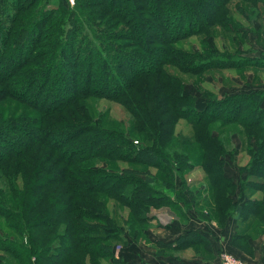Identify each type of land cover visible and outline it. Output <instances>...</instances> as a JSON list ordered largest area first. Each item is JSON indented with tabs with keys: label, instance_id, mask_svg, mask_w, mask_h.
Instances as JSON below:
<instances>
[{
	"label": "trees",
	"instance_id": "1",
	"mask_svg": "<svg viewBox=\"0 0 264 264\" xmlns=\"http://www.w3.org/2000/svg\"><path fill=\"white\" fill-rule=\"evenodd\" d=\"M229 1L75 0L73 8L66 5L65 1H59L54 8L47 7L44 0H0V101L10 99L35 109L40 118L34 120L45 126L44 129L35 131V137L32 126L22 124V119L15 121L11 118L6 127L0 126V172L2 169L7 170L8 164H14V174L19 175L20 179L25 176L29 180L26 198L36 197L23 213L0 205V216L5 220L20 216L25 228L30 223L36 227L32 223L35 220L33 217L43 213L50 215V220L53 217L60 218L58 213L51 211L52 207L48 211L38 212V205L47 198L46 193L51 190L59 191L67 180L70 182L71 193L78 195V198L89 197L82 194H104L115 197L129 208H136L140 203L145 206L151 202L156 203L154 201L165 202L162 196L153 195L147 188L146 184L153 179H145V182L138 178V173L125 172L119 175L106 171L103 167L90 168L83 165L100 158L106 161L122 160L133 164L161 166L153 162L156 155L151 147L139 148V152L136 153L135 150V154L131 156L124 154L115 135L92 118L89 119L85 111L74 108V104L81 98L90 96L118 98L130 88V79L139 82L140 77L153 76L166 65L195 75L203 74L209 67H217L218 62L210 64L208 55L186 52L176 48L175 43L220 23L218 18H224L220 12ZM244 1L264 5V0ZM85 6L101 8L103 14L98 20L110 17L106 22L110 28L103 32L99 25H92V18L87 17L92 13H87ZM21 12L25 14L22 15ZM82 17L84 20H81ZM225 23H228V29H233L231 22ZM121 25L124 26L123 29ZM91 31L96 32L98 39L108 41L106 43L109 50L102 45L95 47L92 44L89 39ZM145 35L150 38L144 39ZM119 39L132 41L125 45H116L112 41ZM176 84L179 86L178 83L169 85L165 82L164 88L161 87V82L154 87L156 91L153 92L155 96L152 100L160 96L154 103L156 110L158 107L168 108L173 111L175 118L187 120L195 127L205 128L222 120L224 124L236 123L247 130L255 129L264 133V104L261 107L256 104L261 97L257 92L264 95V91L252 92L246 97L233 95L217 102H207L204 109L199 111L192 103L194 99L180 93V86L178 88ZM168 86L171 89L174 86L175 90H168L163 95ZM138 105L134 108L138 110L136 116L142 120L140 123L151 127L153 121L145 115V112H149L144 108L139 109ZM48 115L50 117L46 118ZM198 135L202 149L211 151L213 157H216L217 151L211 147L210 136L206 133ZM256 148L259 149L256 152H261V155L251 159L247 174L264 178V145ZM127 150L130 152V149ZM148 154L151 157L144 158ZM162 158L163 162L168 160V157ZM221 161L218 157L210 162L206 168L207 173L212 178L213 186L224 185L231 188L232 181L223 176ZM250 183L264 187V182L259 179L250 180ZM65 204L63 215L69 216L70 234L77 239L68 251L75 254L82 251V254L90 257L89 260L94 258L96 264H100L101 258L112 259L111 262L116 264L119 259L115 258L110 243L120 239L115 223L98 211L92 212L75 205L74 200ZM241 205L233 206L230 213L242 217L244 210H250L251 206L247 203ZM259 208L250 210L249 216L259 215ZM139 218L144 221L143 215ZM58 222L52 220L49 223L50 230L48 229L46 237L52 235ZM17 225L19 224L9 222L7 227L14 229ZM28 227L26 234L30 237ZM188 233L183 237L190 236ZM199 241L195 239L186 242L180 237L176 245L170 243V246L179 248L181 245H195ZM4 249L9 251L8 248ZM53 255L58 256L56 252H52L50 259ZM68 260L70 257L63 258L58 264H67Z\"/></svg>",
	"mask_w": 264,
	"mask_h": 264
},
{
	"label": "rangeland",
	"instance_id": "2",
	"mask_svg": "<svg viewBox=\"0 0 264 264\" xmlns=\"http://www.w3.org/2000/svg\"><path fill=\"white\" fill-rule=\"evenodd\" d=\"M59 1L66 3V0H44V3L47 7L55 8ZM222 10L220 15L224 18L221 20L219 17L220 23L216 26L207 27L200 34H191L175 43L176 48L186 52L208 55L210 64L218 62L217 67H209L203 74L195 75L166 65L153 76L140 77L139 82L130 79V88L118 98L90 96L81 98L74 104V108L85 111L89 119L92 118L114 134L118 139L119 148L121 146L120 150L125 151L124 154L131 156L135 154V150L136 153L139 152V148L151 147L156 155V158L152 159L153 162L161 166L133 164L122 160L106 161L100 158L92 159L83 165L90 168L103 167L106 171L119 175L125 172L138 173V178L145 182L147 179H153L146 184L147 188L153 195L162 196L165 202L154 201L156 203L151 202L145 206L140 203L136 209L129 208L115 197L104 194H82L89 197L78 198V195L71 193L70 182L67 180L68 184L62 185L59 191L51 190L46 193L47 198L38 205V212L46 209L48 211L52 207L51 211L58 213L60 218L53 217L50 220L48 218L51 216L44 213L43 216L33 217L35 220L32 223L36 227L31 223L27 226L31 238L27 236V227L21 224L20 216L9 220L0 216V264H58L59 260L67 257H70L67 264H96L94 258L89 260L90 257L82 254V251H77L78 249L76 254L68 251L77 239L72 238L69 216H64L63 213L65 202L69 204L73 200L75 205L92 212L98 211L115 223L120 239L110 243L115 258L119 259L116 264H227L226 260L230 258L256 264L243 260V257L233 256L224 245L220 246L219 237L223 235L227 221L237 222L238 219L241 229L257 227L250 235L237 234V238L233 240L234 248L243 249L248 254V241L264 232V228L259 229V226L264 225V187L250 185V180L259 179L264 182V178L247 174L251 159L261 155V152H256V147L264 145V133L255 129L247 130L236 123L224 124L222 120L205 128L195 127L187 120L175 118L173 111L168 108L158 107L156 110L154 103L159 99V95L157 99L152 100L155 96L153 92L156 91L154 87L161 82V87L164 88L165 82L169 85L178 83L180 88L177 84L175 86L179 88L180 93L191 96L194 99V107L199 111L204 109L207 102H217L233 95L246 97L252 92L264 91V5L259 2L230 0ZM85 11L92 13L87 16L92 18V25H99L103 32L104 29L110 28L106 23L110 17L105 16L101 21L98 20L103 14L101 8L85 6ZM81 20H84V17ZM225 22H231L233 29H228V23ZM120 27L123 29L124 26ZM146 36L148 35L143 38H150ZM89 39L95 47L102 45L109 50L106 43L108 41L104 38L98 39L95 31ZM112 41L116 45H125L132 40ZM109 80L111 81V78ZM172 89L175 90L174 86ZM172 89L168 86L163 95ZM257 93L261 94L260 100L263 99L256 102L261 107L264 104V95L262 92ZM136 105L139 109H147L150 116L146 112L145 115L153 121L151 127L140 123L142 120L136 116ZM48 117L50 115L46 116ZM11 118L15 121L22 119V124L31 125L34 129L33 135L36 130L45 128L34 120L40 118L35 109L10 99L0 101V126L6 127ZM205 133L211 138V147L217 151L216 157H213L211 151H204L200 145L198 134ZM123 139H126L125 142ZM149 157L151 155H144L146 159ZM162 157H168V160L163 162ZM218 157L222 160L223 176L230 178L233 188L212 184V178L206 168ZM8 166L7 170L2 169L0 172V205L23 213L36 197L26 198L29 180L25 176L20 179L19 175L14 174V164ZM28 167L31 171L30 166ZM239 203H247L251 206L250 210L260 207L259 215L249 216L250 210H244L242 217L230 213L233 206ZM141 215L144 216V221L140 220ZM52 220L59 222L52 235L46 237ZM9 222L19 225L17 228L8 229ZM241 229L238 233H241ZM185 233L190 236L183 237ZM180 237L186 242L195 239L199 241V237L201 241L195 245L172 248L174 246L170 245H176ZM2 239L7 241H1ZM39 246L41 248L38 249ZM4 248L9 251H4ZM52 252H56L58 256L54 254L50 259ZM111 260L101 258L99 263L113 264Z\"/></svg>",
	"mask_w": 264,
	"mask_h": 264
},
{
	"label": "crops",
	"instance_id": "3",
	"mask_svg": "<svg viewBox=\"0 0 264 264\" xmlns=\"http://www.w3.org/2000/svg\"><path fill=\"white\" fill-rule=\"evenodd\" d=\"M241 204L242 203H239L238 205L242 206ZM239 226L240 224L238 219L237 222L235 220L227 221L224 233L219 237L220 246L223 247L224 245L227 251L235 257H243V260L246 259L256 264H264V232H262V234L260 235L257 234L256 237L251 238V240L248 241L249 253L247 254L243 249L241 250L239 248H234L232 244L235 241L233 240L237 238V234L247 233V235H250L255 228L257 229V227H244L243 229H241V226L240 228ZM263 228L264 225L259 226V229ZM240 229L242 231H240L241 233H238Z\"/></svg>",
	"mask_w": 264,
	"mask_h": 264
},
{
	"label": "built area",
	"instance_id": "4",
	"mask_svg": "<svg viewBox=\"0 0 264 264\" xmlns=\"http://www.w3.org/2000/svg\"><path fill=\"white\" fill-rule=\"evenodd\" d=\"M75 3V0H66V4L70 7H72ZM227 264H247L246 262H243L242 260H237L234 258H230L226 260Z\"/></svg>",
	"mask_w": 264,
	"mask_h": 264
}]
</instances>
